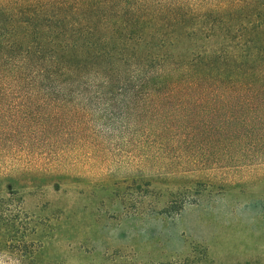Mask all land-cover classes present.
Instances as JSON below:
<instances>
[{
	"label": "rangeland",
	"instance_id": "obj_1",
	"mask_svg": "<svg viewBox=\"0 0 264 264\" xmlns=\"http://www.w3.org/2000/svg\"><path fill=\"white\" fill-rule=\"evenodd\" d=\"M76 104L0 131V216L27 223L42 264H264L260 111L192 99L126 121L121 97ZM4 231L0 264H18Z\"/></svg>",
	"mask_w": 264,
	"mask_h": 264
},
{
	"label": "trees",
	"instance_id": "obj_2",
	"mask_svg": "<svg viewBox=\"0 0 264 264\" xmlns=\"http://www.w3.org/2000/svg\"><path fill=\"white\" fill-rule=\"evenodd\" d=\"M107 97L126 100V121L197 99L260 111L264 128V0H0V131H43ZM0 220L18 264H42L27 223Z\"/></svg>",
	"mask_w": 264,
	"mask_h": 264
}]
</instances>
